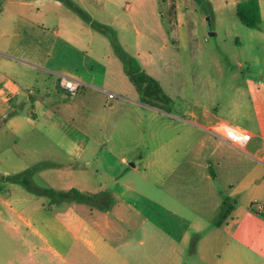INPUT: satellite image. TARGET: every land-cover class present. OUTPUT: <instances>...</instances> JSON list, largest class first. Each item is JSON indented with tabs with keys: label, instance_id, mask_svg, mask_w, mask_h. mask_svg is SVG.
I'll use <instances>...</instances> for the list:
<instances>
[{
	"label": "rangeland",
	"instance_id": "374dc122",
	"mask_svg": "<svg viewBox=\"0 0 264 264\" xmlns=\"http://www.w3.org/2000/svg\"><path fill=\"white\" fill-rule=\"evenodd\" d=\"M69 1L107 31L94 28L60 1L0 0L3 17L12 19L10 14L18 11L37 13L34 18L44 27L23 30L22 37L34 45L18 52L8 51L11 38L2 39L6 52L0 51V89L11 93L9 105L22 104L19 117L25 119L33 106L37 118L9 129L0 114V234L9 241L6 246L0 242V264L13 263V240L20 241V236L35 242L34 264H65L71 248L55 241L67 238L65 225L53 221L41 207H51L56 216L66 212L65 203L74 201H57L47 193L50 189L76 188L90 195L106 190L121 203L200 201L194 193L177 199L167 191L178 184L179 172L189 168L196 142L209 136L179 119L202 122V115L214 114L224 123L249 127L252 107L262 101L256 89L259 74L264 73V40L254 38L256 33L241 24L230 1L226 5L223 0H199L195 5L193 0H177L178 21L171 0ZM260 9L264 34V0ZM60 17L65 20L62 35L70 45L53 35ZM226 35L237 36L241 43L225 39ZM36 46L43 53L53 50L55 60H35ZM129 59L159 84L169 102L158 98L148 99L151 105L139 102L128 81ZM61 76L78 80L77 92L62 90ZM36 100L45 103L47 111L40 110ZM228 178L219 174L213 182L224 199L222 182ZM188 180L183 185H205L200 178ZM250 199L255 196L248 192L231 197L243 209L250 206ZM177 210L193 220L191 209ZM15 212L28 220L48 219L55 239L48 233H43L48 243L37 239ZM217 217L206 212L202 229L207 231ZM189 235L194 237L192 231Z\"/></svg>",
	"mask_w": 264,
	"mask_h": 264
},
{
	"label": "crops",
	"instance_id": "0c3cea01",
	"mask_svg": "<svg viewBox=\"0 0 264 264\" xmlns=\"http://www.w3.org/2000/svg\"><path fill=\"white\" fill-rule=\"evenodd\" d=\"M53 1L56 4L60 3L59 0ZM176 1L174 0V8L178 21L180 13ZM223 1L226 5L228 1L235 5V11L237 4L242 2ZM257 2L262 21L260 0ZM1 14L0 51L4 46L2 40L4 37L12 39L7 44L8 51L18 52L23 46L34 45L28 38L22 37L23 30L25 32L33 29L44 30L42 21L34 18L38 15L37 13L13 12L10 14L12 19L5 18ZM56 21L57 29L53 31V35L60 43L70 45L69 39L62 35L64 31H61L65 20L60 17ZM250 30L256 33L254 38L264 40L260 25L258 29ZM215 34L216 32L210 35ZM251 35L254 34L251 33ZM225 39L233 40L235 44L241 43L235 35H226ZM58 48L61 46L59 45ZM55 55L53 50L43 53L41 48L36 46L33 58L51 62L55 60ZM10 94L0 89V114L3 119H7L9 129L28 123L30 121L28 118H37L33 106L30 107L25 119L19 117L18 112L22 104L9 105ZM256 96L261 97L262 101H257L252 107L253 116L249 117V127L228 124L251 135L244 151L225 141L220 135L209 132L217 124H227L214 114L202 115V122L194 121L195 119L191 122L179 119L182 123L207 131L209 136L196 142L189 168L179 172L178 184L167 188V191L174 193L177 199H181L180 194L194 193L199 196L200 201L187 198L186 201L180 202L181 206L176 202L150 200L121 203L111 193L103 190L112 198L111 204L105 210L89 207L84 203L68 202V204L65 203L66 212L55 216L51 207L42 205V211L52 215L53 221L57 219L63 221L67 238L61 239H55L53 223H49L48 219L28 220L16 212L15 217L37 239L48 243V240L52 238L68 245L71 249L68 251L70 254L67 260L63 259L65 264H264V73L259 74ZM35 103L40 110L47 111L48 107L45 103L37 100ZM10 114L13 115L9 117ZM190 116L197 118L195 115ZM203 151H206L204 157ZM131 167L134 165L132 164ZM219 174L230 176V179L222 182L227 192L226 200L220 195L219 189L213 185ZM198 178L204 181L205 185H183V182H187L188 179L190 183L196 182ZM125 190L132 192L127 186ZM240 192H248L255 196V199H250L252 203L247 209L231 201V197ZM226 201L233 204V208L223 223L218 227L215 226L218 220L216 219L207 231L203 230L202 226L206 224V221H203L202 216L209 212L219 217L222 205ZM182 206L194 212L193 220L177 210ZM77 207L81 209V212L75 211ZM31 221L39 225L40 229L35 228ZM11 229L17 232L15 226ZM191 231L194 233L192 239L189 235ZM43 233H48L50 239ZM2 238L3 235L0 234L1 244L9 243L6 237L5 240ZM19 238L20 241L13 240L15 251L12 264H22L24 260H27L28 264H34L37 253L35 242L21 236Z\"/></svg>",
	"mask_w": 264,
	"mask_h": 264
},
{
	"label": "trees",
	"instance_id": "16d2710c",
	"mask_svg": "<svg viewBox=\"0 0 264 264\" xmlns=\"http://www.w3.org/2000/svg\"><path fill=\"white\" fill-rule=\"evenodd\" d=\"M63 2L67 7L76 10L80 16H82L86 21H88L94 28L100 31H107L102 25H99L90 20V18L80 9H78L69 0H59ZM193 3L199 4V0H193ZM170 9L174 10L173 0H171ZM236 15L242 25L249 29H258L261 24L259 6L257 0H244L237 4ZM126 72L129 82L133 85L139 94V102L143 104H149L148 99L158 98L169 102V99L163 94L159 84L145 72H143L139 64L133 60L129 59L126 66ZM24 184L33 192H39L38 189L33 188L26 182ZM47 193L53 196L57 201H74L77 203H84L91 207L98 208L100 210H105L112 202V198L108 192H98L94 195H89L80 192L75 188H70L69 190L55 191L48 190ZM233 208V204L226 201L222 205V211L215 222V226H220L226 217L229 215Z\"/></svg>",
	"mask_w": 264,
	"mask_h": 264
},
{
	"label": "built area",
	"instance_id": "2783aa9c",
	"mask_svg": "<svg viewBox=\"0 0 264 264\" xmlns=\"http://www.w3.org/2000/svg\"><path fill=\"white\" fill-rule=\"evenodd\" d=\"M61 89L69 94H74L79 89L81 83L78 80L61 76L58 81ZM209 132L213 135H220L225 141L244 151L245 145L249 142L251 135L241 129L235 128L228 124H217Z\"/></svg>",
	"mask_w": 264,
	"mask_h": 264
}]
</instances>
